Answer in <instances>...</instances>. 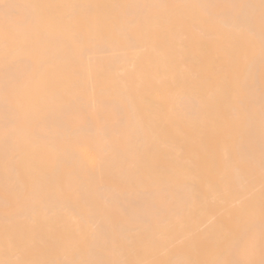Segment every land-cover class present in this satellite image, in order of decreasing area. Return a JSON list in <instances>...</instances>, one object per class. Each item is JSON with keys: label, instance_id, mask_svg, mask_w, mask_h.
Listing matches in <instances>:
<instances>
[{"label": "bare ground", "instance_id": "bare-ground-1", "mask_svg": "<svg viewBox=\"0 0 264 264\" xmlns=\"http://www.w3.org/2000/svg\"><path fill=\"white\" fill-rule=\"evenodd\" d=\"M0 264H264V2L0 0Z\"/></svg>", "mask_w": 264, "mask_h": 264}, {"label": "snow or ice", "instance_id": "snow-or-ice-1", "mask_svg": "<svg viewBox=\"0 0 264 264\" xmlns=\"http://www.w3.org/2000/svg\"><path fill=\"white\" fill-rule=\"evenodd\" d=\"M262 2H264V0H262Z\"/></svg>", "mask_w": 264, "mask_h": 264}]
</instances>
